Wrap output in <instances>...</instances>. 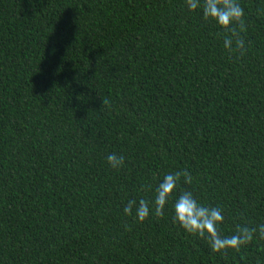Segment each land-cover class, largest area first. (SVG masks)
<instances>
[{
	"label": "trees",
	"instance_id": "trees-1",
	"mask_svg": "<svg viewBox=\"0 0 264 264\" xmlns=\"http://www.w3.org/2000/svg\"><path fill=\"white\" fill-rule=\"evenodd\" d=\"M240 3L244 54L184 0H0V264H264L123 213L186 170L224 234L264 224V0Z\"/></svg>",
	"mask_w": 264,
	"mask_h": 264
},
{
	"label": "clouds",
	"instance_id": "clouds-1",
	"mask_svg": "<svg viewBox=\"0 0 264 264\" xmlns=\"http://www.w3.org/2000/svg\"><path fill=\"white\" fill-rule=\"evenodd\" d=\"M184 7L191 13H199L204 21L212 22L229 33L223 40L226 50L231 52L235 46L244 54L246 46L241 33L246 30L245 10L240 0H184ZM234 25H239V31ZM106 159L109 167L115 170L125 163L122 154L111 153ZM181 181L191 184L193 177L186 170L164 173L153 190L152 199H129L123 208L124 215L142 223L152 216L162 217L170 205L173 223L186 233L204 239L213 253L221 255L229 250L240 252L254 239L264 240V224L255 228L237 224L234 232L224 234L223 209L202 202L192 191H181Z\"/></svg>",
	"mask_w": 264,
	"mask_h": 264
}]
</instances>
